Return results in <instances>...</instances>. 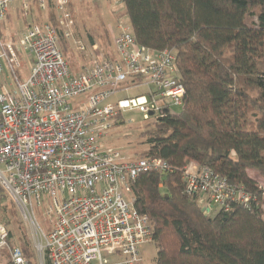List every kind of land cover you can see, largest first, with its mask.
I'll use <instances>...</instances> for the list:
<instances>
[{
	"label": "built area",
	"instance_id": "1",
	"mask_svg": "<svg viewBox=\"0 0 264 264\" xmlns=\"http://www.w3.org/2000/svg\"><path fill=\"white\" fill-rule=\"evenodd\" d=\"M15 1L0 0V188L31 232L40 264H139L138 250L153 243V229L135 208L132 187L141 174L165 175L173 168L160 158L126 160L102 152L98 143L128 113L156 123L184 109L176 52L143 47L130 27L119 24L111 29L108 56L97 43L74 36L71 0H19L22 14L53 12L56 24L33 21L23 36L8 37L2 25ZM63 42L89 64L74 71ZM21 52L33 60L25 80ZM133 90L139 92L131 97ZM120 93L127 96L112 101ZM182 179L207 213L251 205L243 187L210 168L190 163ZM37 207H47V232ZM8 240L0 223V250ZM12 261L26 264L20 248Z\"/></svg>",
	"mask_w": 264,
	"mask_h": 264
},
{
	"label": "trees",
	"instance_id": "2",
	"mask_svg": "<svg viewBox=\"0 0 264 264\" xmlns=\"http://www.w3.org/2000/svg\"><path fill=\"white\" fill-rule=\"evenodd\" d=\"M123 3L141 46L175 50L186 90L184 109L146 132L145 157L173 172L141 174L132 187L135 208L152 225L154 264H264V190L249 176L264 180V0ZM192 162L243 187L251 205L207 213L182 179ZM20 250L26 264L37 263L29 247Z\"/></svg>",
	"mask_w": 264,
	"mask_h": 264
},
{
	"label": "rangeland",
	"instance_id": "3",
	"mask_svg": "<svg viewBox=\"0 0 264 264\" xmlns=\"http://www.w3.org/2000/svg\"><path fill=\"white\" fill-rule=\"evenodd\" d=\"M71 3L69 18L73 21V33L76 39L87 44L88 42L92 43L91 39H93V43H97L105 53L112 51L113 34L111 29L116 30L119 24L130 26L129 18L125 15L126 10L123 0H71ZM21 9L19 0H16L10 7L4 22L3 31L8 37L19 38L26 33V26L28 24L33 21L47 20L46 15L38 14L36 10H33L32 14H22ZM255 20L256 17H250L249 23ZM62 47L72 69L77 71L89 64V60L77 53L72 45L63 42ZM19 56L22 66V78L25 80L31 74L33 60L28 52H21ZM138 92L137 90H133L128 95L133 97ZM126 96L127 94L120 93L113 97L112 101L125 98ZM76 100L81 102L84 101V98L81 97ZM174 112L179 113L180 109L176 108ZM244 113V107L241 106L239 109V114H241L239 117L240 129H243L245 126L242 118ZM126 118H120L108 135L99 141L98 146L102 152L119 153L126 160L145 157L149 150V146L146 144L148 138L146 132L154 129L155 123L144 121L143 116L139 113H128L126 114ZM131 119H133V122H127ZM249 176L264 190V180L260 179L253 171H249ZM163 192L165 191L163 190ZM0 194V223L5 225L10 237L8 246L0 250V264H7L12 260V253L15 248L24 250L26 247H29L34 253L35 251L32 246L31 232L25 228L15 205L1 188ZM46 209L47 207H37L35 209L37 219L44 232H47L51 227V221L45 214ZM138 252L142 259L139 264H154L157 250L153 243L141 246ZM35 256V263L40 264L36 253Z\"/></svg>",
	"mask_w": 264,
	"mask_h": 264
},
{
	"label": "crops",
	"instance_id": "4",
	"mask_svg": "<svg viewBox=\"0 0 264 264\" xmlns=\"http://www.w3.org/2000/svg\"><path fill=\"white\" fill-rule=\"evenodd\" d=\"M34 10H36V12H38V14H41V15H46L47 16V19L49 18V15H50V13H48L47 11H45V12H41V11H38L37 9H34ZM46 21V20H45ZM3 27V31H4V23H3V25H2ZM70 64V63H69ZM74 70V69H73ZM81 70V69H80ZM80 70H77V71H80ZM74 71H76V70H74Z\"/></svg>",
	"mask_w": 264,
	"mask_h": 264
}]
</instances>
